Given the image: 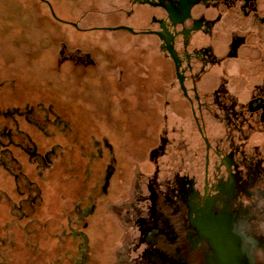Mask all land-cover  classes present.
Masks as SVG:
<instances>
[{"label":"rangeland","instance_id":"1","mask_svg":"<svg viewBox=\"0 0 264 264\" xmlns=\"http://www.w3.org/2000/svg\"><path fill=\"white\" fill-rule=\"evenodd\" d=\"M128 4L0 0V142L20 141L29 177L28 195L10 192L0 167V238L14 264H120L122 208L139 181L204 151L157 39L110 28L144 23L146 5Z\"/></svg>","mask_w":264,"mask_h":264},{"label":"flooded vegetation","instance_id":"2","mask_svg":"<svg viewBox=\"0 0 264 264\" xmlns=\"http://www.w3.org/2000/svg\"><path fill=\"white\" fill-rule=\"evenodd\" d=\"M128 2L144 23L110 28L157 39L204 151L139 181L119 263L264 264V0Z\"/></svg>","mask_w":264,"mask_h":264},{"label":"trees","instance_id":"3","mask_svg":"<svg viewBox=\"0 0 264 264\" xmlns=\"http://www.w3.org/2000/svg\"><path fill=\"white\" fill-rule=\"evenodd\" d=\"M8 125V124H7ZM0 128V132H1ZM15 134V133H13ZM20 141L18 139L15 140V138H11L10 140L8 139L7 142H0V167L4 169L5 172L9 173L12 176L14 187H12L11 190H15L16 194H22L24 190L26 191L28 188L25 187V183L27 180H29V177L26 176V174L23 172L21 165L18 161H16V158L14 157L13 154V148L17 147ZM22 148V146H20ZM23 182V183H21ZM21 185H24L26 188H22L23 192L18 193V189ZM27 186V185H26ZM8 190V191H9ZM8 191H6V188L0 187V195L7 197ZM25 194L28 195V192L26 191ZM26 198V196L24 195ZM16 199L15 200H10L9 201V207L11 208L10 216L13 218L14 216H17V211H16ZM4 239L0 238V264H14V255H10V250L6 249L4 252V246L3 241Z\"/></svg>","mask_w":264,"mask_h":264},{"label":"water","instance_id":"4","mask_svg":"<svg viewBox=\"0 0 264 264\" xmlns=\"http://www.w3.org/2000/svg\"><path fill=\"white\" fill-rule=\"evenodd\" d=\"M46 3H47V5H48V7H49V10H50L51 15H52V16H55V14H54V12H53V10H52V8H51L49 2L46 1ZM72 24L75 25V22H72ZM121 27H124V28H126V29H131L129 26H125V25H121Z\"/></svg>","mask_w":264,"mask_h":264}]
</instances>
